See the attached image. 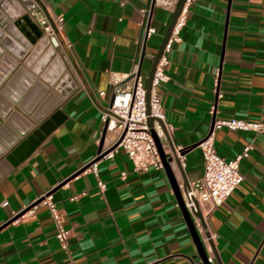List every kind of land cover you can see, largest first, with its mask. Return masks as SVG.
I'll return each instance as SVG.
<instances>
[{"label":"crops","instance_id":"1","mask_svg":"<svg viewBox=\"0 0 264 264\" xmlns=\"http://www.w3.org/2000/svg\"><path fill=\"white\" fill-rule=\"evenodd\" d=\"M177 1L43 0L47 12L63 15L68 47L43 31L31 38L22 15L37 24L32 12L21 0L4 2L0 158L51 113L60 118L0 175V264H204L163 168L136 171L119 149L94 160L103 186L94 170L80 171L98 155L105 123L84 77L108 93L111 71L128 73L137 62L149 73ZM179 36L159 86L176 149L201 139L214 118L264 119V0H192ZM114 137L107 120L102 150ZM213 138L226 158L250 149L240 160L243 179L220 204L203 207L197 230L212 264H264V132L221 127ZM177 155L179 183L202 174L198 145ZM48 190L71 229L68 251L47 205L12 219Z\"/></svg>","mask_w":264,"mask_h":264},{"label":"built area","instance_id":"2","mask_svg":"<svg viewBox=\"0 0 264 264\" xmlns=\"http://www.w3.org/2000/svg\"><path fill=\"white\" fill-rule=\"evenodd\" d=\"M191 1L184 0L163 46L162 53L157 59L150 80L148 99L146 87L148 73L141 72L137 62L134 63L133 68L128 73L110 72L109 82L112 87L109 96L104 89H97L84 77L85 88L91 100L97 106L101 119L103 121H113L115 137L108 147L115 142L117 143L101 157H111L114 152L122 149L131 158L133 168L136 171L147 170L150 167L163 168L151 133V126L148 123V117H153L152 127L162 139H165V130L170 135L172 124L166 119L159 86L168 78L165 72L168 53L172 49L173 42L180 38L179 30L185 21ZM27 7L32 12L41 31L47 34L53 43H64L69 46L61 32L64 22L63 15L47 12L43 6V0H29ZM153 31L154 27L151 25L146 29L147 34ZM215 81H217L216 77ZM221 127L264 132V119L233 116L214 118L212 130L201 138L198 146L201 151L202 174L188 181L187 184L180 183L184 205L189 210L196 227H201L204 214L203 207H208V211L210 208L220 204L244 177L240 168V160L248 155L250 144L245 145L242 151L231 158H226L219 154L214 145L213 134L215 129ZM87 169L95 171L99 184L103 186L104 183L99 179L96 172V161L84 168V170ZM122 174L124 175V172ZM38 203L47 205L55 226L54 235L61 246L68 251L71 229L65 226L64 210L54 200L51 191L43 192L38 196L37 201L16 211V216L13 220L31 216ZM197 211L200 213L198 214ZM208 259L211 261L210 255Z\"/></svg>","mask_w":264,"mask_h":264},{"label":"water","instance_id":"3","mask_svg":"<svg viewBox=\"0 0 264 264\" xmlns=\"http://www.w3.org/2000/svg\"><path fill=\"white\" fill-rule=\"evenodd\" d=\"M7 1H12V0H0V13H2V14H0V15H2L1 17H4V15L6 17H8V15L4 12L6 10L1 8L2 5L4 4V2H7ZM21 1H23V3L26 6L29 3V0H21ZM183 2H184V0H178L177 1L176 7H175L173 14H172V17L168 23L167 29H166V31H165L162 39H161L159 47L154 54L150 55L152 58V62L150 65V70L148 73V78H147V83H146L147 99H148V94H149L148 92H149V87H150V80H151V76H152L155 64L157 62L158 57L162 53L163 46H164V44H165V42H166V40H167V38L171 32V29H172V26L175 22L176 17L182 8ZM22 19H24L26 23H30V25H28L29 29L26 31V33L31 38H34L35 36H38L41 33L39 26L37 24H35V22L29 21L30 17L28 16V14H23ZM16 23L22 29H24V26H22V24H21V20H19V19L16 20ZM141 54L142 55L144 54L143 50H142ZM140 63H141V59H140ZM59 118H60V112L58 110L54 111L47 118L42 120L29 133H27L14 147H12V149H10L7 153H5V155H3V157L0 158V175L3 173V171H5L8 168H10L11 166L17 164L28 153H30L31 150H33V148L35 146H37L39 144V142L53 129V127H55V124L58 122ZM148 123L151 126V131H153L152 135L154 137L155 144L157 146V149H158L161 161H162L163 169H164V171H165V173H166V175L170 181V184H171V187H172L173 192L175 194L177 203H178V205L182 211V214L185 218V221H186L187 226L189 228L190 234H191L192 239L194 241V244L196 246L198 256L201 258V260L203 261L204 264H212V262L208 259V256H209L208 251L206 250V248L204 246V243H203L202 238L200 236V233L198 232L197 227H196V225L192 219V216H191L189 210L184 205V201H183V197H182V191L180 188V183L177 181L175 173L172 169V161H175L178 165L180 164L179 157H178L177 153H179L180 155L184 154L188 149L198 145V143L200 142L201 139L195 141L194 143H192L190 145L176 149V147L171 142L170 135L165 130V139L168 141L169 146H170V151H166V149L163 145L164 144L163 139L157 134L156 130L152 127V124H153V117L152 116L148 117ZM212 126H213V122H212L210 129L207 133H209L212 130ZM106 129H107V121H105L103 129H102L101 139H100V143L98 146V152H99L98 155L93 160L86 163L80 169V171L83 170L85 167H87L89 164H91L95 159L101 157L106 151H108L110 148H112L117 143V142H115L113 145H111L110 147H108L102 151V139L105 136ZM77 172H79V171H77ZM187 182H188L187 179H185V177H183V183L187 184ZM197 213L199 214L200 212L197 211ZM14 217H12V219ZM210 245L213 248V245L212 244H210Z\"/></svg>","mask_w":264,"mask_h":264},{"label":"rangeland","instance_id":"4","mask_svg":"<svg viewBox=\"0 0 264 264\" xmlns=\"http://www.w3.org/2000/svg\"><path fill=\"white\" fill-rule=\"evenodd\" d=\"M57 44H60V43H57ZM56 44V45H57ZM107 95L109 96L110 95V91H108ZM151 133L153 134V131H151Z\"/></svg>","mask_w":264,"mask_h":264}]
</instances>
